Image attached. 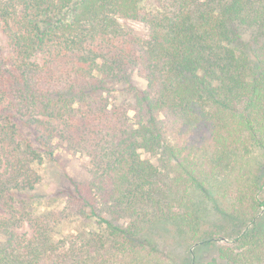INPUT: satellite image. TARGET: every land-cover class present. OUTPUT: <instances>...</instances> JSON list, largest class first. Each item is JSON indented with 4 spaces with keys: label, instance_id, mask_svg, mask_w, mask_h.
<instances>
[{
    "label": "trees",
    "instance_id": "16d2710c",
    "mask_svg": "<svg viewBox=\"0 0 264 264\" xmlns=\"http://www.w3.org/2000/svg\"><path fill=\"white\" fill-rule=\"evenodd\" d=\"M0 26V264H175L144 238L168 224L188 264H264V0H0ZM70 218L98 229L55 239Z\"/></svg>",
    "mask_w": 264,
    "mask_h": 264
},
{
    "label": "rangeland",
    "instance_id": "374dc122",
    "mask_svg": "<svg viewBox=\"0 0 264 264\" xmlns=\"http://www.w3.org/2000/svg\"><path fill=\"white\" fill-rule=\"evenodd\" d=\"M121 23L133 30L144 40L148 39L150 28L144 22L122 18ZM0 48L3 54L8 55L10 53L11 45L1 26ZM136 83L141 87L143 86V82L139 78H136ZM129 98L131 97L128 93L122 92V94L119 95L118 100ZM58 154L62 167L67 174H69L76 181H83L86 179L87 159L83 154L72 151H60ZM142 155H144V152H142ZM33 167L39 177L35 191L40 193L42 196H45V199L38 207V211L56 212L60 208L61 199L57 198V196H50L53 192L62 189V187L68 184L66 176H64L63 171H61L52 161L35 164ZM0 212H4L3 202L1 200ZM97 229V225L93 220L70 218L58 220L55 225L54 236L55 239L73 238L85 232L95 231ZM21 231L25 232L26 230L22 229ZM149 233V235L148 233L147 235L144 234V238L157 243L160 247H166L169 249L175 260V264H188V262L183 261L185 256V245L181 242L180 238L184 237L173 225L168 224L165 227L157 226L156 229L149 231Z\"/></svg>",
    "mask_w": 264,
    "mask_h": 264
}]
</instances>
